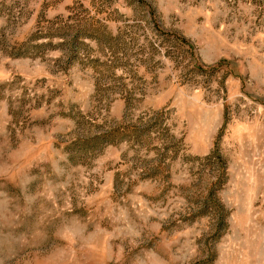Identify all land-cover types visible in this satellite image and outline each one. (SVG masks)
<instances>
[{
  "label": "rangeland",
  "instance_id": "374dc122",
  "mask_svg": "<svg viewBox=\"0 0 264 264\" xmlns=\"http://www.w3.org/2000/svg\"><path fill=\"white\" fill-rule=\"evenodd\" d=\"M0 264H264V0H0Z\"/></svg>",
  "mask_w": 264,
  "mask_h": 264
}]
</instances>
